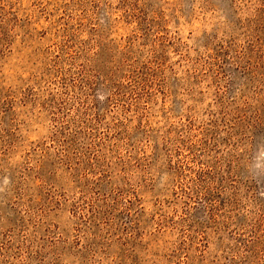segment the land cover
<instances>
[{
  "label": "rangeland",
  "instance_id": "obj_1",
  "mask_svg": "<svg viewBox=\"0 0 264 264\" xmlns=\"http://www.w3.org/2000/svg\"><path fill=\"white\" fill-rule=\"evenodd\" d=\"M0 264H264V0H0Z\"/></svg>",
  "mask_w": 264,
  "mask_h": 264
}]
</instances>
